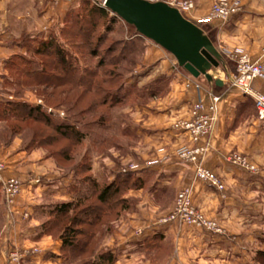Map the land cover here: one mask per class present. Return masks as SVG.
Segmentation results:
<instances>
[{
  "label": "crops",
  "instance_id": "0c3cea01",
  "mask_svg": "<svg viewBox=\"0 0 264 264\" xmlns=\"http://www.w3.org/2000/svg\"><path fill=\"white\" fill-rule=\"evenodd\" d=\"M193 1L195 8L185 12V17L210 27L215 35L214 44L222 54L243 50L264 65V0H241L243 11L229 24L202 22L217 0ZM77 2L0 0V81L8 61L21 50L15 41L61 23ZM145 46L144 64L150 66L151 73L172 78L170 92L135 113L136 121L140 118L135 129L138 143L133 169L126 171L133 173L138 186L127 188L122 198H132L136 209L121 218L116 234L107 236L100 249L112 250L117 255L115 264H255L254 253L263 248L258 233L264 231V121L257 118L253 105L248 107L247 97L234 88L228 89V77H215L224 82L223 90L217 94L213 83H200L199 78L176 67L172 55L162 47L149 40H145ZM254 87L264 92L263 81H255ZM211 95H219L221 101L204 165L221 177L224 192L196 180L193 166L176 159L177 148L191 146V142L187 133L173 125L187 121L191 106L198 101L209 102ZM233 152L246 157L259 169V175L229 163L226 157ZM5 157L2 152L0 161L6 162L8 169L0 174V182L19 177L28 184L12 207L2 206L0 264H63L62 241L44 233L46 215L41 198L31 192L38 182L39 169L45 167L42 153H11ZM107 170L93 167L91 173L98 180L111 182L115 174L110 175ZM188 186L192 188L194 205L214 220L225 231L224 235L160 222L172 207L167 195L170 193L169 199L173 201L174 192ZM70 198L53 194L54 200ZM137 229H141V235L135 234ZM13 248L24 253L18 263L9 261L8 251ZM34 249L38 252L34 253Z\"/></svg>",
  "mask_w": 264,
  "mask_h": 264
},
{
  "label": "rangeland",
  "instance_id": "374dc122",
  "mask_svg": "<svg viewBox=\"0 0 264 264\" xmlns=\"http://www.w3.org/2000/svg\"><path fill=\"white\" fill-rule=\"evenodd\" d=\"M49 1L52 4L60 3ZM149 1H163L169 4L173 2L176 4L178 2L193 0ZM193 3L195 2L193 1ZM93 6L104 7V0H78L76 6L71 10V14H69V16L66 15L61 23L52 26L38 35H24L19 37L15 42L20 45L21 50L6 66V71L0 81V154L4 152L5 157L7 155L10 156L11 153L15 155L20 153L30 155L32 153H38L39 151L42 153L43 159H41L45 161V167L39 169L38 182L31 188V192L41 198L40 204L43 205L42 208L45 206L51 208V206L54 205L55 200L53 199V194L55 193L63 197L71 196L70 200L72 199L73 192L70 191L71 186L76 183L77 177L84 179V175H86H82L84 172H80L82 171L80 168L83 167L84 164L90 166L91 170H93V167L95 169L105 167L108 169L106 172L109 173L110 171V175L115 174V178L111 181H119V177L122 179L126 175H129L128 173L133 175L132 172L126 170L133 169L132 164H134L135 160L134 148L138 143L135 129L139 127L137 122L140 118L136 121L135 113H137L139 109L147 107L151 101H158L165 98L170 92L172 78L166 74L155 75L151 73L150 66L148 67L144 64L145 48H143L142 44H137L135 51L133 50L134 52L131 53L127 61H121L122 56L126 54L123 49V44L126 42L125 39L134 33V28L128 27L126 23L122 22L114 25V27L109 30L107 28V19L103 20L98 18V14L97 16L89 14ZM185 12L187 11H181L184 17ZM109 15L113 14L110 12ZM84 17L85 19L83 22L80 21L77 23L78 19ZM238 17L239 16L231 22H234ZM95 23H97V25ZM229 23L230 22L223 24ZM94 24L97 27L93 29V27H95L93 26ZM197 25L205 30L207 35L212 32V38L215 40L214 32L210 27L207 25ZM82 28H84L86 32H84ZM90 34V38L87 39L86 36ZM51 40L55 41L57 45L56 48L61 47V49L68 52L69 58L67 65L72 67L71 78L68 74L65 75L64 72L61 71L62 67L58 59L50 55L53 53L54 49H46L45 45ZM230 51L235 50L226 51V55L219 51L223 57L222 64L218 69H214L211 74L214 78L216 76L223 77V79L228 77L227 80L230 79L229 81L231 82L228 89L231 88L233 90L234 87L232 86L231 80L236 73V63L229 57L228 53ZM262 51L264 56V48ZM243 52L246 53L245 51ZM93 53H96V56L93 55ZM171 57L176 67H179L176 59L173 56ZM255 61L260 62L259 59ZM26 69H45L46 72L48 71L53 74V78L56 81L55 87H47L46 84L38 85L31 81L30 76L25 72ZM86 69L96 71V77H94V82H92L94 90L89 93H84L82 88H74V85L79 83ZM151 76L152 78L150 79ZM199 79L201 81L200 83H207L204 77ZM86 80L85 78V81ZM88 82L87 80L85 83L88 84ZM234 90L236 89L234 88ZM152 93H156V95ZM238 93L243 96L239 91ZM247 98L248 100L250 99L254 105V101L250 97ZM77 101H79V104L76 103ZM103 101L106 104L101 106L99 103ZM18 103H27L31 106H42L44 111L54 115L52 119L55 124H74L86 137L81 142L76 143V139L64 138L54 132L51 127L37 124L32 120L22 122L21 119L23 116L20 115L16 117L14 112ZM90 104L95 105L94 111L92 113H83L84 109ZM7 113H10V118L7 116ZM102 115H105L106 123L104 125L100 123L99 119ZM41 139L44 140L42 145L38 142ZM50 139L53 140L51 141ZM179 148L176 150V159L184 163L180 161L177 156ZM5 151H9V153L6 152L7 155H5ZM229 155H227V157ZM3 160L6 161V157ZM78 168L81 173L79 175H77L76 172ZM6 169H8L6 162L0 161V174L6 171ZM257 170L258 172L253 173L258 176L260 172L258 168ZM90 174L93 175L91 171ZM10 181H16L18 183L19 191L7 202L4 183ZM104 181H106V184L110 182L109 179H105ZM4 183L0 182L1 214L3 210L2 206L3 208L5 207V209L12 207L15 199L21 195L24 191L23 188L28 184V182H24L19 177L7 178L4 180ZM186 188L191 189L192 200V188L190 186L184 187L178 192H174L173 201L172 199L170 201L169 193L167 195L168 204L172 202V207L165 216L160 218V222L165 223L164 220L174 210L179 192ZM225 190L226 187L221 192ZM91 197V199L85 202V205L96 203V196ZM115 201L116 202H113L111 206V208H115L111 209V212L99 223L100 226L98 225L94 229V231H96V238L93 240L94 242L90 247L91 252H93V250L97 251L98 248L102 246L107 236H114L118 231V222L121 218L123 219L125 215L134 212L136 209L137 204L132 198H127V203L121 205L118 202V198H116ZM192 204L196 207L193 201ZM76 212L77 211L71 212L66 219L62 220V224L60 223V226L54 229L53 236L60 238V235L65 230L64 228L70 225V220L73 219ZM24 216L27 217L28 214L25 213ZM179 224L182 225L181 223ZM195 228L212 234H225L223 229V233H216L201 227ZM134 232L137 235L142 234L141 229H137ZM258 236L263 245V248L259 250H264V231L259 232ZM103 250L106 251V249ZM33 251L37 253L38 249H34ZM23 254L21 250L13 248L8 251L9 261L18 263ZM14 255L16 258L13 259ZM61 255L64 260L63 264H73L70 263L72 256L70 250L61 252ZM256 258L255 251L254 262H256Z\"/></svg>",
  "mask_w": 264,
  "mask_h": 264
},
{
  "label": "trees",
  "instance_id": "16d2710c",
  "mask_svg": "<svg viewBox=\"0 0 264 264\" xmlns=\"http://www.w3.org/2000/svg\"><path fill=\"white\" fill-rule=\"evenodd\" d=\"M71 12L72 11H70L67 15L69 16ZM89 12V14L92 16H97L98 14V18L103 20L107 19V28L109 30L112 29L114 25L124 22L116 15H109L111 11L109 12V10L105 7L93 6ZM84 19L85 17L82 19H78L77 23L80 21L83 22ZM95 24L97 25V23ZM95 24L93 26H95ZM126 26L134 28L133 26L128 24H126ZM96 27L97 26L93 27V29ZM82 29L84 30V28ZM84 32H86V30H84ZM90 36L91 34L87 35V39H89ZM208 36L214 43L212 32H210ZM145 40L147 39L142 37L134 28V33L126 38V42L123 44V49L126 54L122 56L121 61L123 62L129 59L131 53L135 51V47L137 46V44H142L143 48H145ZM45 46L48 50L54 49L53 53H51L50 55L53 58L58 59V62L62 67L61 71L64 72L65 75L68 74V76L70 77L72 75V67L67 65L69 58L68 52H66V50L64 49H61V47L56 48L57 45L53 40H51ZM93 55L96 56V53H93ZM10 61L11 60L8 61L7 65ZM182 70L185 71L184 69ZM25 72L28 74V76H30L31 81L35 82L36 84H46L47 87H55L56 81L53 78V74L49 73L48 71L46 72L45 69H26ZM94 77H96V71H90L86 69L84 71V75L79 80V83H76L74 85V88H82L84 90V93L91 92L92 90H94V85L92 84V82H94ZM85 78L89 81L88 84L85 83L87 81H85ZM221 90H223L222 87H215V91H217V93H219ZM152 94L156 95V93ZM76 103L79 104V101H77ZM99 104H101V106H104L106 103L103 101ZM247 105L250 108L253 105V102L249 99ZM94 106L95 105L90 104L86 109H84L83 113H92L94 111ZM253 106L255 108V105ZM14 112L16 114V117L20 115L23 116L21 119L22 122H25L26 120H32L37 124L51 127L54 132L64 138L76 139V143L81 142L86 137L85 135H83L84 133H81L74 124H55L52 119L54 115L51 113L48 114L46 111H44L42 106H31L27 103H18ZM7 116L10 118V113H7ZM99 119L100 123H102L103 125L106 123L105 115H102ZM50 140L52 141L53 139ZM43 141L44 140L41 139L38 142L41 143L40 145H42ZM80 169H82V171H80L79 168L78 170H76L77 175L81 174L82 172H84L82 175H86H84V179H81V177H77L76 183L71 186L70 191L73 192L72 199L68 201L55 200V203L53 206H51V208L47 206L44 207L46 219L43 223V231L44 233L46 232L54 235V229L60 226L59 224L62 222V220L66 219L71 212L77 211L73 219L70 220V225L66 226L64 228V232L60 235V239L62 240V252H65V250L71 251L72 256L70 263L73 264H115L117 255L113 253L112 250L104 251L103 249L98 248L97 251H90V247L94 242L93 240L96 238V231H94V229L98 225L100 226L99 223L105 219V217L111 212V209L115 208H111L112 203L116 202L115 199L118 198V202L120 205L127 203V199L122 198L123 192L129 187L138 186V184L137 182H135L134 176L130 173H128L129 175H126L122 179L119 177V181H111L106 184V181L98 180L90 174V166L84 164ZM84 190L87 191L85 192ZM91 196H96V203L92 205H85V202L92 198ZM256 256L257 258L255 264H264V250L256 251Z\"/></svg>",
  "mask_w": 264,
  "mask_h": 264
},
{
  "label": "built area",
  "instance_id": "2783aa9c",
  "mask_svg": "<svg viewBox=\"0 0 264 264\" xmlns=\"http://www.w3.org/2000/svg\"><path fill=\"white\" fill-rule=\"evenodd\" d=\"M58 3L63 0H51ZM170 5L180 11H189L195 8L193 1L171 3ZM241 0H217L212 6L208 17L203 23L220 21L231 22L242 12ZM233 62L236 63V73L232 77V86L243 96L250 97L254 101L257 118L264 121V93L254 88L255 81L264 82V65L253 60L247 53L235 50L228 53ZM199 88V86H197ZM220 96L211 95L209 102L198 101L190 109V118L187 121L175 124V129L188 134L192 146H182L177 151L180 161L191 164L194 168L196 180L204 182L217 190H224L225 184L221 177L204 165L205 158L210 149V140L214 133L219 114ZM227 161L236 167L251 172H258L257 168L249 163L246 157L232 153ZM16 181L4 183L7 202L19 191ZM165 223L179 222L182 225L201 227L208 231L223 233L216 222L207 219L191 200V189L186 188L179 192L176 205L172 213L164 220ZM16 258L14 255L13 259Z\"/></svg>",
  "mask_w": 264,
  "mask_h": 264
},
{
  "label": "water",
  "instance_id": "95a60500",
  "mask_svg": "<svg viewBox=\"0 0 264 264\" xmlns=\"http://www.w3.org/2000/svg\"><path fill=\"white\" fill-rule=\"evenodd\" d=\"M104 7L147 40L162 47L192 77H204L221 88L222 79L211 74L223 57L213 41L199 27L167 2L149 0H104Z\"/></svg>",
  "mask_w": 264,
  "mask_h": 264
}]
</instances>
